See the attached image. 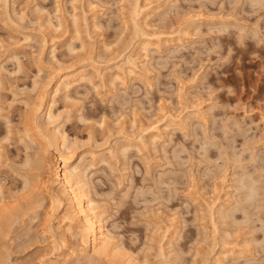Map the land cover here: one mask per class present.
<instances>
[{"label": "rangeland", "instance_id": "1", "mask_svg": "<svg viewBox=\"0 0 264 264\" xmlns=\"http://www.w3.org/2000/svg\"><path fill=\"white\" fill-rule=\"evenodd\" d=\"M56 135L105 256L50 199ZM0 264H264V0H0Z\"/></svg>", "mask_w": 264, "mask_h": 264}, {"label": "bare ground", "instance_id": "2", "mask_svg": "<svg viewBox=\"0 0 264 264\" xmlns=\"http://www.w3.org/2000/svg\"><path fill=\"white\" fill-rule=\"evenodd\" d=\"M86 78L87 74L85 73V70H79L69 75H62L57 79L53 86L55 87L54 92H58L61 90L68 91L72 84L83 82L86 80ZM44 98L45 94L42 92L37 102L38 104L36 103V109L34 111L35 113H32L33 124L40 131L44 127L41 126L42 123L40 124V127L39 124H37V115H39L40 118L46 117L47 115V118L51 119L49 113H46V111L44 110ZM50 121L53 120L51 119ZM55 140L56 142H53L54 144H50L51 146L53 145V153H51L50 157L47 158V161L51 169L50 180L52 186L57 187L59 189L60 194L54 196L55 192H50V199L52 198L51 201L53 200L57 207L61 206L63 202H66L67 205L70 206L71 209H73L72 211L76 216V222L82 230L81 243L84 247V253L93 252L96 255L105 256L109 254L113 249V243L111 241V238L108 236L107 231L104 229V227L100 224L101 222L99 221V217L101 215H99V213H95L94 210H91L90 202L87 199L88 196L86 197V191L84 190L85 183L81 180L82 175L78 173L76 170L77 168H75L70 163V157H61L62 166L60 165V163H58L57 156H60V146L62 145L57 141V135L55 136ZM38 173L40 174V172ZM34 179H36V177ZM27 181H30V178ZM38 181H40V185H42L43 181H41V178ZM38 181L36 179V182L34 183L35 185L31 184L33 185L32 188H37V184L39 183ZM24 183L26 184V180L24 181ZM27 184H29V182H27Z\"/></svg>", "mask_w": 264, "mask_h": 264}]
</instances>
